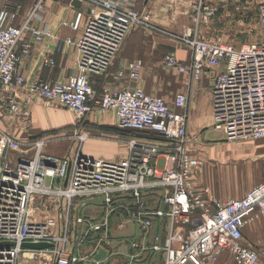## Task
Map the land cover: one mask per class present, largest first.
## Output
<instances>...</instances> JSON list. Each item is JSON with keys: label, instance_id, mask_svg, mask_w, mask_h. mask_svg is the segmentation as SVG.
Instances as JSON below:
<instances>
[{"label": "built area", "instance_id": "obj_1", "mask_svg": "<svg viewBox=\"0 0 264 264\" xmlns=\"http://www.w3.org/2000/svg\"><path fill=\"white\" fill-rule=\"evenodd\" d=\"M45 1L0 0V107L7 108L21 129L29 126V110L23 108V102H29L45 108L60 105L78 120L95 112L110 113L119 130L138 135L125 140L126 157L107 160L83 155L82 143L90 133L82 129L73 137L80 142L74 153L60 158L43 150L54 142L72 140L71 136L48 132L20 139L0 127V264L87 261L75 250H80L103 224L74 216L76 231L80 225L85 230L82 234L72 232L66 211L69 213L79 198L101 197L110 205L124 194L135 199L133 209L123 208L144 232L151 228L153 217L167 219L165 238L154 236L150 246L162 252L163 264H218L224 254L234 264H263L257 251L244 244L243 229L255 219L256 212H264V180L244 197L224 202L205 199L192 188V172L202 167L203 160L192 153L188 143V95L178 93L171 107L162 98L147 94L137 85L143 69L141 60L122 64L111 75L113 84H103L99 91L92 87L91 80L109 72L136 27L159 31L190 50L188 64L167 53L162 65L186 75L193 95L204 72L217 70L210 90L213 130L232 141L264 139V0L258 17L262 32L258 35L249 30L255 39L238 46L221 37L202 38L199 27L209 24L216 14L205 0L191 6L194 28L180 35L156 28L148 14L134 10V0H69L85 9H76L73 20L63 22L78 34L62 40L63 45L73 46L78 52L77 74L56 82L26 80L18 73L19 66L29 57L33 45L53 36L46 21ZM61 47L57 44V50ZM43 63L52 65L54 60L45 56ZM145 133L154 137L141 135ZM19 150L27 153L12 162L10 152ZM160 160L161 166L157 162ZM155 188L167 190L160 210L148 209L142 200L143 192ZM35 197L56 199L61 210L36 220L30 215ZM24 243L50 246L32 249ZM94 254L95 250L90 258Z\"/></svg>", "mask_w": 264, "mask_h": 264}, {"label": "crops", "instance_id": "obj_2", "mask_svg": "<svg viewBox=\"0 0 264 264\" xmlns=\"http://www.w3.org/2000/svg\"><path fill=\"white\" fill-rule=\"evenodd\" d=\"M197 0H134V10L140 13H145L150 16L151 23L159 28V30L177 34H182L185 30L193 29L194 24L191 20V6ZM212 6L215 4L214 0H205ZM221 2V1H219ZM218 2H216L217 4ZM27 3H25L26 8ZM76 7L70 4L69 0H46V21L49 23L53 36L44 40L41 43L33 45L31 53L22 64L19 66L18 73L23 75L26 80H33L40 78L44 81L56 82L64 81L77 74L78 52L73 46H65L62 40L68 36L77 37L69 26H64L63 22H71L74 18ZM214 18V17H213ZM212 21V20H211ZM210 29L209 24L201 25L199 32L202 38L213 39L207 32ZM135 31V30H134ZM134 31H132L134 33ZM131 32V33H132ZM130 33V35H132ZM164 34V33H163ZM125 40L119 53L117 54L109 72L104 76L93 77L91 80L92 87L99 91L103 84L111 85V75L119 69V67L131 60L128 57L120 55L127 40ZM169 39L163 42L165 53H174V55L183 64H188L191 60L190 50L176 39L166 35ZM227 42V41H226ZM246 42V41H245ZM136 45H140L141 40H136ZM145 43V42H144ZM150 42H147L149 44ZM57 44L61 45V49L57 50ZM235 46H238L234 44ZM150 49L154 46L149 45ZM124 54V52H122ZM45 56L53 58L52 65H44L43 59ZM135 60V59H133ZM143 62V61H142ZM167 69V68H166ZM176 78L174 90L170 94H165L161 90H153L150 82L147 79V68L143 63L140 81L137 83L147 94L155 95L162 98L166 104L172 107L175 96L178 93H185L188 95L187 111L193 119V125L197 124V128L202 130L200 139H197L193 132L192 123L187 124V138L189 144H198L207 140L204 136L205 132L213 129V120L211 114V97L210 90L213 77L217 73L216 69H207L201 77L198 84V92L192 94L189 80L186 75L180 74L175 70L168 69ZM113 84V83H112ZM134 85V84H133ZM160 95V96H159ZM23 108L29 110V126L27 129H21L15 125L14 116L10 115L7 108L3 105L0 107V127L12 133L20 139L35 138L44 133L52 132L53 130L79 126L85 131L91 133H99L104 131L111 134L112 139H104L100 137H90L82 146L83 155L90 158H100L107 160H115L126 157L128 148L125 143L129 137L126 132L119 133L116 126V119L113 114L95 112L78 120L75 114L60 105L54 104L51 107H42L41 105L29 104L23 102ZM199 116V117H198ZM201 116V117H200ZM95 129V130H94ZM112 129L118 130L117 132ZM91 130V131H90ZM93 130V131H92ZM99 130V131H98ZM104 133V134H105ZM103 135V134H102ZM119 139L123 141H119ZM67 143L63 149L66 151L61 153L66 156L68 153L73 154L75 146L72 147V141ZM253 144L257 148L259 154L264 157V139L253 140ZM45 150H43L44 152ZM27 153L25 150L17 152H10L9 158L12 162L18 158L19 155ZM31 152H28L30 154ZM193 153V152H192ZM48 154V153H46ZM196 155L195 153H193ZM198 156V155H196ZM202 158L201 156H198ZM219 156L218 163H205L199 169L192 172L191 186L192 188L205 199L214 198L221 202L229 199L241 198L252 187H241L237 184L239 175L236 170L231 168H222L226 160ZM161 166L162 161H157ZM258 184V183H256ZM255 184V185H256ZM207 190V192H206ZM167 190L163 188H155L146 190L142 194V200L145 206L151 210L163 209L161 205V198ZM59 201L53 198L38 197L33 198L30 205V215L36 220H43L56 214L58 210ZM125 206L133 209L135 207V199L130 194L120 195L114 198L110 205H106L101 197H86L76 199L73 207L66 211V216L69 214L72 232H84L85 226L74 225V216L83 217L92 223L103 224L102 229L97 233H91L89 237L80 246V250H75V254L87 257V261L79 262L78 264H163V254L160 251L150 249L154 244V236H159L163 240L166 236L167 219L165 217H153L152 226L147 231L136 223H133L127 212ZM124 207V208H123ZM44 212V213H43ZM256 221V220H255ZM261 226L264 227V215L260 216ZM259 224V222H257ZM247 228L243 229L244 243L247 242L248 237L245 233ZM82 234V233H81ZM79 236V235H78ZM247 237V239H246ZM77 237L74 238V242ZM101 243H97V242ZM73 242V243H74ZM137 245V246H136ZM143 246L146 249H143ZM95 254L90 258L92 251ZM100 250L105 252L102 259H96V255ZM218 264H234L230 256L224 254Z\"/></svg>", "mask_w": 264, "mask_h": 264}, {"label": "rangeland", "instance_id": "obj_3", "mask_svg": "<svg viewBox=\"0 0 264 264\" xmlns=\"http://www.w3.org/2000/svg\"><path fill=\"white\" fill-rule=\"evenodd\" d=\"M213 7L216 9V14L212 21L209 23L210 29L207 28V32L210 37H221L223 40L239 45L245 41H252L255 37L249 34V30L257 33L262 32V28L258 23L259 8L262 0H214ZM221 1V2H219ZM216 2H218L216 4ZM81 10L85 9L80 6ZM152 24V23H151ZM156 27V26H155ZM159 29V28H158ZM135 30V31H134ZM134 33L130 35L127 40L126 46L120 53V55L128 57V60H141L147 68V79L151 84L153 90H161L165 94H170L175 87V76L171 74L162 65V59L165 56V48L162 45L163 42L169 38L155 30L148 28L136 27ZM136 40H141L140 45H136ZM145 42V43H144ZM147 42H150L147 44ZM154 46V49H150L149 45ZM158 96V95H157ZM160 96V95H159ZM188 123H192L193 132L197 139H200L202 130L197 128V124L193 125V119L188 114ZM199 117V116H198ZM201 117V116H200ZM187 123V124H188ZM79 127L76 128H62L53 130V134L67 135L72 137V147L75 146V150L79 145L78 139L74 140L73 137L79 136L77 131H81ZM95 130V129H94ZM91 131V130H90ZM93 131V130H92ZM99 131V130H98ZM112 131H114L112 129ZM115 132V131H114ZM104 131L99 133H91L90 137H104V139H112V135L105 133ZM103 134V135H102ZM147 137H154L153 134H141ZM204 136L207 140L198 144H189L193 153L202 157L203 165L205 163H218V158L221 156L226 162L222 168L236 170L239 175V181L237 184L241 187H252L256 183L264 180V157L258 153L257 148L253 144V140L232 141L227 139L221 132L209 129L205 132ZM69 140H60L47 145L44 149V154L63 157L65 154L63 147ZM84 142L82 143L83 146ZM64 154L62 155L61 153ZM202 165V166H203ZM44 213V212H43ZM264 215V212H256L255 219L247 222L245 233L247 232V242L244 244L254 249L259 254L261 262L264 264V227H262L260 216ZM256 220V221H255ZM259 222V224H257ZM190 229V226H187Z\"/></svg>", "mask_w": 264, "mask_h": 264}, {"label": "water", "instance_id": "obj_4", "mask_svg": "<svg viewBox=\"0 0 264 264\" xmlns=\"http://www.w3.org/2000/svg\"><path fill=\"white\" fill-rule=\"evenodd\" d=\"M73 5L76 7H79L80 3L77 1H74ZM23 246L32 248V249H42V248L49 247L50 245L46 243H24ZM104 255H105V252L103 250H100L99 253L96 255V259H102Z\"/></svg>", "mask_w": 264, "mask_h": 264}, {"label": "trees", "instance_id": "obj_5", "mask_svg": "<svg viewBox=\"0 0 264 264\" xmlns=\"http://www.w3.org/2000/svg\"><path fill=\"white\" fill-rule=\"evenodd\" d=\"M75 127H76V126L73 125L71 128H75ZM113 130L116 131V132L118 131V130H116V129H113ZM118 132H119V133H122V132L124 133V132H126V133H128L129 135H138V133L135 132V131H121V130H119Z\"/></svg>", "mask_w": 264, "mask_h": 264}]
</instances>
